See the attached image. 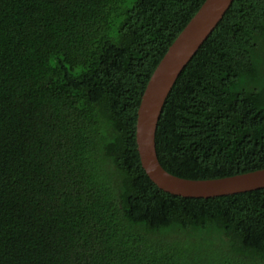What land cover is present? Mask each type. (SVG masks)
<instances>
[{"label":"trees","instance_id":"16d2710c","mask_svg":"<svg viewBox=\"0 0 264 264\" xmlns=\"http://www.w3.org/2000/svg\"><path fill=\"white\" fill-rule=\"evenodd\" d=\"M205 0H0V264H264V188L160 189L136 144L155 68ZM161 166L264 169V0H233L160 113Z\"/></svg>","mask_w":264,"mask_h":264},{"label":"water","instance_id":"95a60500","mask_svg":"<svg viewBox=\"0 0 264 264\" xmlns=\"http://www.w3.org/2000/svg\"><path fill=\"white\" fill-rule=\"evenodd\" d=\"M233 0H205L151 75L137 112L136 144L145 174L160 189L182 197L210 198L264 188V169L215 179H187L167 172L156 152L164 102L186 64L209 37Z\"/></svg>","mask_w":264,"mask_h":264}]
</instances>
